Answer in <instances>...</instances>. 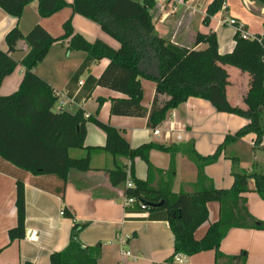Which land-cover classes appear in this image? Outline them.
Listing matches in <instances>:
<instances>
[{
	"label": "trees",
	"instance_id": "1",
	"mask_svg": "<svg viewBox=\"0 0 264 264\" xmlns=\"http://www.w3.org/2000/svg\"><path fill=\"white\" fill-rule=\"evenodd\" d=\"M264 9V0H247ZM33 2L38 3V16L49 18L65 8L96 24L105 34L120 44L112 49L100 40L88 42L76 34L72 21L63 25L64 34L52 37L40 25H35L26 35L18 26L11 29L5 38L7 50H0V87L17 66L24 68L23 78L17 92L9 96L0 95V172L12 174L16 179L17 225L8 231L11 242L26 237L25 184L20 175L8 172V167L30 174L34 185L40 189L65 197L66 185L71 171L86 173L91 171V149L83 158L71 156L73 151L85 149L86 124L93 122L106 135L102 149L113 159L114 168L108 171L111 185H126V167L120 159L132 161L130 174L134 188H124V196L133 198L132 208L150 213L149 219L161 220L169 224L174 235V251L166 263L173 264L178 255L214 251L217 259L224 256L220 244L232 229L264 231V221L254 218L242 197L250 191V181L254 191L264 200V173L241 167L250 158L241 152H231L230 148L242 139L254 134L255 147L262 145L264 128L261 123L264 114V32L254 35V39H243L239 32L233 36L232 52L220 54L214 30L197 33L191 47H184L159 36L155 29L153 11L155 0H0V9L19 20L25 8ZM226 4V0H212L205 11L203 25L209 27ZM264 26V25H263ZM247 31V28L244 26ZM24 41L29 52L17 62L13 55L17 44ZM69 41L68 51L83 52L86 59L74 74L71 83H78L95 62L103 59L109 64L99 78L89 75L77 99H88L98 87L122 94L123 98L111 100L110 113L117 117L145 118L148 127L155 129L164 122L169 111L186 103L190 98L205 100L218 112L244 118L248 123L234 134L225 136L214 154L201 156L194 143L187 145L164 146L155 143L132 148L124 133L97 117L85 118L78 110L54 111L58 101L57 92L36 73L37 67L48 56L52 46L58 42ZM204 45L205 48L197 47ZM226 66L234 67L250 78L249 89L244 98L246 108L233 106L226 96L229 75ZM141 80L155 83V97L150 112L142 105L143 88ZM74 92L70 94L73 97ZM167 100H161V97ZM105 100L98 101V110ZM97 110V112H98ZM169 153L172 157L167 173L168 180L157 188L147 181L137 180L133 162L143 160L148 169L152 151ZM253 150V148H252ZM182 154L197 167V184L193 193L171 191L175 176V155ZM224 155L231 161L233 184L230 189H217L204 174V168L214 164ZM48 179V182H47ZM51 180V181H49ZM52 181L58 186H52ZM78 189H81L78 186ZM163 202L161 207L152 206ZM218 203L219 218L211 224L201 239H196L198 229L209 220V203ZM145 208H142V205ZM63 215L73 221L68 246L52 253L49 264H98L101 245L87 247L81 244L79 233L85 225L76 221L66 207ZM1 251V250H0ZM230 264H245L247 253L229 257ZM24 264H34L26 261Z\"/></svg>",
	"mask_w": 264,
	"mask_h": 264
},
{
	"label": "crops",
	"instance_id": "2",
	"mask_svg": "<svg viewBox=\"0 0 264 264\" xmlns=\"http://www.w3.org/2000/svg\"><path fill=\"white\" fill-rule=\"evenodd\" d=\"M65 1L68 4L73 3V0ZM211 1L163 0L155 9L154 25L157 33L175 44L191 47L197 33L214 30L220 54L232 52L235 33L229 40H224L219 37L221 25L217 23L213 26L216 22L215 17L209 27H205L202 23L206 8ZM37 9L38 3H31L25 8L19 20L0 9V50H7L6 35L16 26L26 35L35 25H40L52 37L59 38L64 34L63 25L68 20L72 21L75 33L88 42L100 40L114 50L120 48L117 41L105 34L96 24L74 14L71 8H65L49 18H40ZM262 13L264 14V9ZM68 47L69 41L54 44L48 56L36 69L38 76L57 92L59 98L54 111L66 110L74 113L81 110L85 118L97 117L101 122L121 130L132 148L147 143L181 146L193 142L198 154L208 156L214 154L226 135L234 134L248 123L244 118L218 113L205 100L190 98L186 103L167 113L160 126L161 135L154 136L152 129L148 127V117L111 115V100L123 98L120 93L98 87L90 98L77 99L86 78L89 75L99 78L108 66L109 60L95 62L90 70L80 77L78 83H71L72 77L87 54L68 51ZM197 48L202 49L205 46L200 45ZM16 49L13 58L19 62L29 49L24 41L18 42ZM225 68L229 75V85L226 88L229 103L246 108L244 98L249 89L248 74L234 67ZM23 74L24 68L17 66L15 71L2 82L0 95L9 96L17 92ZM141 84L144 92L142 105L150 112L156 85L148 80H141ZM72 92H74L73 97L70 96ZM100 99H104L105 102L98 110ZM161 100L165 101L167 97H161ZM62 103H67L68 106L63 109ZM261 123L264 128V114ZM169 129L173 132L168 137L166 132ZM255 139V135L250 134L230 150L234 153L241 151L245 157L250 152L248 162L246 160L241 167L251 172L256 164L258 166L256 170L264 173V148H254ZM105 144V133L93 122H88L85 149L73 151L71 156L83 158L87 155V149H91V171L70 172L64 200L56 194L36 187L30 174L8 167V172L16 176L20 175L25 184L26 237L22 240L11 242L8 237V231L17 225L16 179L12 174L0 172V264H24L26 261L34 264H49L50 255L64 250L70 241L73 221L62 215L64 207L70 210L78 223L85 225L79 233L81 244L87 247L101 245L98 264H167L166 261L172 257L174 251V235L169 224L161 220L149 219L148 212H139L132 206H124L126 185L119 187L111 185L108 171L114 168V164L112 157L102 150ZM262 145H264V137ZM149 159L152 169H148L143 160H134L135 177L157 188L168 180L167 173L172 157L169 153L154 150L150 153ZM120 163L130 169L132 161L122 158ZM231 167V161L222 155L216 163L204 168V174L212 181L215 188L230 189L233 183ZM197 173V167L192 161L180 153L176 154L172 193H193L198 188ZM57 184L52 181L51 185L58 186ZM78 186L81 189H78ZM249 187L250 191L242 195L247 202L248 211L257 220L264 221V200L255 193L253 181H250ZM208 210L209 220L198 229L195 234L196 239H201L209 226L219 218L218 203H209ZM122 248L130 251L132 257L122 259ZM244 251L247 253L245 264H264V231L232 229L220 244L223 258L217 259L214 251H206L193 256L178 255L179 261H175L174 258L173 264H230L229 257L239 256Z\"/></svg>",
	"mask_w": 264,
	"mask_h": 264
},
{
	"label": "rangeland",
	"instance_id": "3",
	"mask_svg": "<svg viewBox=\"0 0 264 264\" xmlns=\"http://www.w3.org/2000/svg\"><path fill=\"white\" fill-rule=\"evenodd\" d=\"M226 5L228 10H222L215 17L216 22H214L213 26L217 25L218 20H220L221 17L229 16L232 19L238 20L242 25L247 27V33L250 35L262 34L264 32V14L262 13L263 8L260 5L251 3L247 0H226ZM155 12L156 11L154 10L153 17L155 16ZM233 30L234 29L232 27L221 26L219 29V37L224 40H229L235 33ZM254 148L263 149L264 145H261L260 147L254 146Z\"/></svg>",
	"mask_w": 264,
	"mask_h": 264
},
{
	"label": "built area",
	"instance_id": "4",
	"mask_svg": "<svg viewBox=\"0 0 264 264\" xmlns=\"http://www.w3.org/2000/svg\"><path fill=\"white\" fill-rule=\"evenodd\" d=\"M155 1H156L157 4L160 5L163 0H155ZM227 9H228L227 5L224 4L223 11H225ZM218 23L221 26L232 27L235 30V32H239L240 36L243 39H254V35L248 34L247 31L244 29V25H242L239 21H237L235 19H232L229 16L221 17V19L218 20ZM66 106H68L67 103H62L61 108L65 109ZM60 111H62V110H60ZM152 132H153L154 136H160L161 135V127H157L155 129H153ZM172 132H173L172 129H169V130H167L166 135L169 137L170 133H172ZM179 138L180 137L178 136L177 139H179ZM126 173H127L126 187L127 188H134L135 184L132 181L131 174H130V169H126ZM134 203H135V201H134L133 198H126L125 197V202H124V206L125 207H131ZM140 205H142V204L140 203ZM142 208H145V206L142 205ZM62 215H63V212H62ZM121 257H122V259L129 258V257H132V254H131L130 251L124 250L122 248ZM175 261H177V262L179 261V256L175 257Z\"/></svg>",
	"mask_w": 264,
	"mask_h": 264
},
{
	"label": "water",
	"instance_id": "5",
	"mask_svg": "<svg viewBox=\"0 0 264 264\" xmlns=\"http://www.w3.org/2000/svg\"><path fill=\"white\" fill-rule=\"evenodd\" d=\"M163 204H164V203L161 202V203H159V204H152V206H155V207H161Z\"/></svg>",
	"mask_w": 264,
	"mask_h": 264
}]
</instances>
